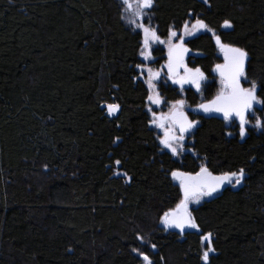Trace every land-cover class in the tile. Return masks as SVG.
I'll use <instances>...</instances> for the list:
<instances>
[{
  "label": "trees",
  "instance_id": "trees-1",
  "mask_svg": "<svg viewBox=\"0 0 264 264\" xmlns=\"http://www.w3.org/2000/svg\"><path fill=\"white\" fill-rule=\"evenodd\" d=\"M191 14L217 34L187 41L200 53L190 65L213 79L223 61L216 36L245 49L263 116L264 0H155L159 36ZM141 45L118 0H0V264H140V253L152 264H264V132L242 141L226 119L189 112L199 120L191 151L182 160L161 151L138 79ZM217 90L213 80L204 97ZM185 98L200 100L192 89ZM116 160L127 176L115 175ZM201 167L243 169V184L192 208L199 231L163 228L183 198L172 172Z\"/></svg>",
  "mask_w": 264,
  "mask_h": 264
},
{
  "label": "snow or ice",
  "instance_id": "snow-or-ice-1",
  "mask_svg": "<svg viewBox=\"0 0 264 264\" xmlns=\"http://www.w3.org/2000/svg\"><path fill=\"white\" fill-rule=\"evenodd\" d=\"M205 2H207V0H205ZM123 3L131 7L129 0H123ZM153 4L154 0H137L134 15L143 19L145 17V10L151 9ZM137 27L143 29L145 35L144 43L146 47L148 45L149 37L159 40L156 32L154 30H150L149 27H146L143 24H138ZM193 27L197 29L207 28V25H205L202 20H196V23ZM223 27L230 28L232 25L226 20L224 21ZM184 31L185 33L188 32L187 24L184 25ZM170 36L176 37L177 32L172 31ZM216 43L224 52V58L226 61L225 64L216 66V70L220 73L222 78L221 83L223 85V89L213 101H211L209 104H202L200 107L204 112L222 113L225 119H230L233 115L237 116L240 120V135L243 137L245 135L244 126L247 123L246 113L253 107L254 102H259L257 98L258 85L255 81H249L251 86L248 88H245L241 85V78L243 77L247 79L245 74V63L248 59V53L241 48L232 47L222 43L219 36H216ZM187 51L188 50L183 47V41L176 45H170L168 70L169 73L175 74L177 68L184 67L185 75L174 82L181 84V86L186 82L192 83L195 84L197 88H199V82L204 78V74L199 68L193 70L183 65V55ZM148 73L150 80L152 77L159 76L158 72L153 73L151 69H148ZM149 86H152L151 83ZM148 100L153 103L160 102L159 99H154L153 96H149ZM177 104L182 108L184 101H177ZM107 107L108 113L110 115L119 110L118 104L108 105ZM177 117H173V120L174 123L178 125L179 132L184 133L195 127V122L189 121L183 112L177 113ZM160 126L163 127V124ZM257 126H261L259 121H257ZM229 135H231V133H229ZM183 138L184 137L182 135L179 137L180 140ZM176 139L177 138L170 135L169 132H165V139L162 141L164 146L169 148L173 154H176L177 148L173 146L171 141ZM120 163L121 162L119 160L115 161L116 166H119ZM115 175L127 176L126 173H120L119 171L115 172ZM171 175L174 179L180 181L184 198L181 200L175 211L165 213L163 222L168 227L178 228L181 232H183L185 228L198 229V225L194 217H192L191 213L188 211L189 200L191 198H195L196 202H199L200 196H211L212 193L220 189L225 182L232 183L234 180L235 184H240L244 178V170L240 169L238 173L232 172L225 173L220 176H214L206 167H201L200 172L195 176L179 171H174ZM127 179L130 181L131 177H127ZM211 235V233H208L207 235L203 236V240L207 241L209 244L208 248L202 253V258L205 262L209 260L210 252L214 251V249H212L210 246ZM138 239H142V237H138ZM152 247L155 248V245H152ZM140 254L143 256V260L146 262V264H152L150 258L147 255H144L143 253Z\"/></svg>",
  "mask_w": 264,
  "mask_h": 264
},
{
  "label": "rangeland",
  "instance_id": "rangeland-1",
  "mask_svg": "<svg viewBox=\"0 0 264 264\" xmlns=\"http://www.w3.org/2000/svg\"><path fill=\"white\" fill-rule=\"evenodd\" d=\"M118 1L121 7L122 20L124 21V23L128 27L133 29L134 31H138L142 34V45H141V49L139 52V57L142 63L139 66H137V69L139 71L138 79L143 80L145 84L147 85L148 90H149V96H153L154 99H159L160 101L159 103H153L148 100V109L152 116L151 122H152L153 128L155 129L157 133V141L161 147V151L171 152V150L169 148H166L164 144L162 143V141L165 139V132H169L170 135L175 136L177 138L176 140L171 141L173 146L177 148V152L176 154H173L172 152L171 153L174 155L176 159L182 160L185 153L188 151H191L192 149L190 145H192L193 143L192 137L195 131V127L191 128L187 132L181 133L178 131V125L174 123L173 117H175L177 113L183 112L187 115V118L189 121L195 122V126L198 125L199 123L198 119H194L193 116L189 114V110L192 106L189 104V102L185 98L186 91L188 89H192L199 95L200 97V100L198 103L199 105L204 102H208L216 94H220L223 89V85L221 83V80H222L221 78L219 77H213V79L209 78L205 73H203V71L199 67H192L190 65L191 58L184 59L183 65L193 70L199 68L200 71L204 74V78L200 80L199 82L200 87L197 88L195 84L187 83V82L181 86V84L174 82L175 80H179L180 77L184 76L185 71H184V67H179L178 69H176L175 74L169 73V70H168V64H169V59H170L169 58V48H170V45L179 44L181 41H183V44H186L189 39L197 37L201 34L210 33L213 30L210 29L203 20L202 21L204 22L205 25H207V28L197 29L193 27L196 23V20H201V19L191 14L190 18L186 22L183 23L181 28L177 29L172 26L168 36L165 38H161L158 34V30L154 22L153 8L155 7V0H154L153 7L151 9L145 10V17L143 19L134 15L137 0H129V4L131 5V7L124 4L123 0H118ZM202 1L205 2V0H202ZM205 3L209 5V0H207V2ZM130 21H133V22H130ZM138 24H143L144 26L149 27L150 30H154L157 36L159 37V40L152 39L151 37H149L148 45L146 47L144 43L145 35L143 32V29L140 27H137ZM185 24L188 25L187 33H185L184 31ZM230 28L223 27L222 29L228 30ZM172 31L177 32L176 37L170 36V33ZM213 33L217 34L215 31H213ZM155 51H158L159 54L156 55ZM191 54L200 55V53H195V52H191ZM148 69H151L153 73L158 72L159 76L152 77L150 80ZM213 80L217 82L218 90L216 91L215 95L211 99L207 100L204 97V91L206 89V86ZM242 81L244 84L243 87L248 88L251 86V84L249 83V81L251 80L249 78L245 79L242 77ZM150 83L152 85L151 87L149 86ZM160 83H164L165 85H171L173 87H177V89L183 95V97L179 100L167 101L161 95V92L159 90ZM181 100L184 101L182 108L177 104V101H181ZM108 105H112V104H108ZM107 110H108V107H107ZM246 120H247V123H246L247 131L253 130L256 132H260V133L264 132V115L261 116L257 109L251 110L250 113H248ZM257 121L260 122L261 126L259 127L257 126ZM226 122L231 127V129H234L233 130L234 134L236 132L240 133V120L232 118V119H226ZM161 124H163V127L160 126ZM181 135L184 137L182 140L179 139ZM118 167L119 166L116 167V172L119 171L120 173H123L118 169ZM211 197L212 196L202 195L199 198V202H196L195 198H191L188 202V209L191 211L193 207L200 205L204 201L209 200ZM161 226L165 229L167 228L165 223L163 222V219L161 221ZM203 245H204L203 251H205L209 246L208 242H204ZM141 258H142V261L140 264H146V262L143 260L142 255H141ZM205 263H208V261Z\"/></svg>",
  "mask_w": 264,
  "mask_h": 264
},
{
  "label": "water",
  "instance_id": "water-1",
  "mask_svg": "<svg viewBox=\"0 0 264 264\" xmlns=\"http://www.w3.org/2000/svg\"><path fill=\"white\" fill-rule=\"evenodd\" d=\"M211 33L213 34V31H212ZM215 39H216V37H215ZM215 41H216V40H215ZM221 42H222V41H221ZM222 43H223V42H222ZM216 44H217V43H216ZM224 44H226V43H224ZM227 45H230V44H227ZM217 46H218V48L220 49V51H221V53H222V59H223V61H222L221 63H218L217 65H223V64L226 63L225 58H224V52L221 50V48H220V46H219L218 44H217ZM230 46H232V47H237V48H241V47L233 46V45H230ZM183 47L186 48V49L188 50V51L185 52L184 55H183V60H184V59H187V58L191 55V49L189 48V46H188L187 44H183ZM241 49H243V48H241ZM243 50H245V49H243ZM245 51H246V50H245ZM246 52H247V51H246ZM247 53H248V52H247ZM249 59H250V56H249V54H248V59H247V61H246V63H245V74H246L247 64H248ZM217 65H216V66H217ZM216 66H215L214 69H213V75H214V77H219V78H221L220 73L216 70ZM177 69H178V68H177ZM221 79H222V78H221ZM241 85L243 86L242 78H241ZM217 95H219V94H217ZM217 95H215V96H214L211 100H209L208 102H204V103H202V104H209L211 101H213V100L216 98ZM257 98L259 99V96H258V90H257ZM258 101H259V100H258ZM202 104H199V105H197V106H193V107H191L190 110H189V112H193V113L200 114V115H203V116H208V117H210V116H214V117H219V118H221V119H225L222 113H218V112H204L203 109L200 107ZM260 107H262V103H261V101H259V102H254L253 107H252L251 109H249L248 112L246 113V118H247L248 113H250L251 110L256 109V108H260ZM183 114L187 117V115H186L185 113H183ZM175 117H177V115H176ZM177 118H178V117H177ZM232 118H238V117L235 116V115H233L230 119H232ZM187 119H188V118H187ZM238 119H239V118H238ZM244 127H245V135L241 138L242 141H243L244 138L248 135V131H247L246 124H245ZM206 168L209 170L208 167H206ZM179 172H183V173H187V174H191V175L195 176L197 173L200 172V170L197 171V172H187V171H179ZM209 172H211L214 176H220V175L225 174V173H222V174H215V173H213L211 170H209ZM228 173H232V172H228ZM244 176H245V173H244ZM176 181H178L179 184H180V181H179V180H176ZM242 184H243V180L241 181L240 184H235V181H234V180H233L232 183L225 182V183L223 184V186H222L220 189H218L216 192L212 193L211 196H216V195H218V194H220V193H223L228 187H232L233 189L236 190V189L240 188V186H242ZM181 190H182V195H183V198H184L183 189L181 188ZM183 198H182V200H183ZM179 204H180V203H179ZM179 204H178V205H179ZM176 209H177V207H176L175 209H173V210H170L169 212H173V211H175ZM188 211H189V212L191 213V215H192V211H190L189 209H188ZM192 217H193V215H192ZM166 227H167L168 229H170V230L177 231V232H179V233H181V234H185V233L193 232V231H199V228H198V229L185 228V230H184L183 232H181L180 229H178V228H174V227H171V228H170V227H168L167 225H166ZM211 237H212V235H211ZM205 242H207V241H205Z\"/></svg>",
  "mask_w": 264,
  "mask_h": 264
},
{
  "label": "bare ground",
  "instance_id": "bare-ground-1",
  "mask_svg": "<svg viewBox=\"0 0 264 264\" xmlns=\"http://www.w3.org/2000/svg\"><path fill=\"white\" fill-rule=\"evenodd\" d=\"M244 86V85H243ZM217 95V94H216ZM242 138V137H241ZM239 189V188H238ZM169 213V212H168ZM166 229H168V228H166Z\"/></svg>",
  "mask_w": 264,
  "mask_h": 264
},
{
  "label": "flooded vegetation",
  "instance_id": "flooded-vegetation-1",
  "mask_svg": "<svg viewBox=\"0 0 264 264\" xmlns=\"http://www.w3.org/2000/svg\"><path fill=\"white\" fill-rule=\"evenodd\" d=\"M193 107V106H192ZM234 119H238V118H234ZM239 120V119H238ZM249 132V131H248Z\"/></svg>",
  "mask_w": 264,
  "mask_h": 264
}]
</instances>
